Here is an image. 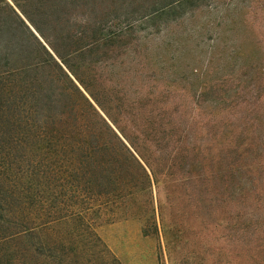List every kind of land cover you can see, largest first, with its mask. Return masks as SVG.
<instances>
[{
    "label": "rangeland",
    "instance_id": "374dc122",
    "mask_svg": "<svg viewBox=\"0 0 264 264\" xmlns=\"http://www.w3.org/2000/svg\"><path fill=\"white\" fill-rule=\"evenodd\" d=\"M171 6L141 26L143 16ZM78 7L77 29L85 9L94 20L138 25L110 53L117 62L99 70L103 86L121 100L128 135L137 132L134 120L160 119L185 132L182 147L165 141L142 152L158 183L140 181L115 220L97 221L98 245L57 246L54 237L79 230L62 223L39 249L1 248L0 264H264V0H84Z\"/></svg>",
    "mask_w": 264,
    "mask_h": 264
},
{
    "label": "trees",
    "instance_id": "16d2710c",
    "mask_svg": "<svg viewBox=\"0 0 264 264\" xmlns=\"http://www.w3.org/2000/svg\"><path fill=\"white\" fill-rule=\"evenodd\" d=\"M83 1L0 0V249H39L62 223H79V230L54 237L57 246L98 245L97 221L115 220L140 181L158 183L154 161L142 152L165 141L182 147L185 132L160 119L134 120L137 132L126 133V111L103 86L102 72L138 25L94 20L85 9L77 29L71 17ZM175 8L140 24L149 27Z\"/></svg>",
    "mask_w": 264,
    "mask_h": 264
}]
</instances>
